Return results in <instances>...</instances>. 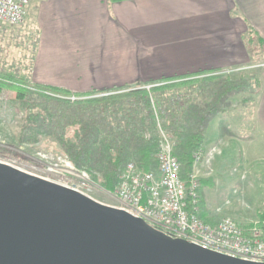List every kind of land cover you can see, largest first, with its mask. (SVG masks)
Wrapping results in <instances>:
<instances>
[{"label": "crops", "instance_id": "crops-1", "mask_svg": "<svg viewBox=\"0 0 264 264\" xmlns=\"http://www.w3.org/2000/svg\"><path fill=\"white\" fill-rule=\"evenodd\" d=\"M33 11L31 78L74 96L222 75L264 58V0H32L27 22ZM260 78L250 128L242 117L233 122L230 108L209 123L194 165L200 187L213 173H224L231 185L243 173H264V69ZM202 188L201 216L217 223L222 207H213Z\"/></svg>", "mask_w": 264, "mask_h": 264}, {"label": "trees", "instance_id": "trees-1", "mask_svg": "<svg viewBox=\"0 0 264 264\" xmlns=\"http://www.w3.org/2000/svg\"><path fill=\"white\" fill-rule=\"evenodd\" d=\"M36 47L37 36L34 51ZM261 87L255 73L233 78L211 74L93 90L72 100L71 91L34 82L29 74L0 73V94L4 88L14 90L13 103L24 113L20 142L53 138L78 169L110 191L130 162L144 171L156 170L160 125L176 139L174 154L188 183L211 120L227 112L235 95L243 94L244 104L255 102Z\"/></svg>", "mask_w": 264, "mask_h": 264}, {"label": "water", "instance_id": "water-1", "mask_svg": "<svg viewBox=\"0 0 264 264\" xmlns=\"http://www.w3.org/2000/svg\"><path fill=\"white\" fill-rule=\"evenodd\" d=\"M0 264H264L173 238L128 211L0 161Z\"/></svg>", "mask_w": 264, "mask_h": 264}, {"label": "built area", "instance_id": "built-area-1", "mask_svg": "<svg viewBox=\"0 0 264 264\" xmlns=\"http://www.w3.org/2000/svg\"><path fill=\"white\" fill-rule=\"evenodd\" d=\"M32 0H0V23L12 26L24 23ZM152 85H148L150 88ZM72 100L77 96L72 95ZM176 139L160 125L157 171H144L130 162L113 191L105 189L86 170L78 169L67 154L55 163H46L54 179L46 178L77 190L91 198L100 191L116 198V207L142 218L151 227L173 237L185 239L205 249L253 262H264V218L243 227L231 216L217 223L202 219L200 179L193 172L187 183L181 164L174 154ZM196 162L202 158L196 153ZM47 169H46V168Z\"/></svg>", "mask_w": 264, "mask_h": 264}, {"label": "rangeland", "instance_id": "rangeland-1", "mask_svg": "<svg viewBox=\"0 0 264 264\" xmlns=\"http://www.w3.org/2000/svg\"><path fill=\"white\" fill-rule=\"evenodd\" d=\"M33 23L34 11L33 15L29 17V21L27 22L26 19L21 25L12 26L0 23L2 25L0 73L29 74L32 77L31 58L33 40L36 38ZM261 58H251L254 61L235 67L230 73L222 75L233 78L242 74L255 73L260 76L264 69V58ZM15 96L16 92L10 88H4L0 94V161L38 176L54 179L52 174L42 167L46 163L60 161L64 156V151L53 138L49 137H41L34 143L20 142L19 121L24 113L13 103ZM243 97H245L243 94L233 96V104L230 107L231 120L239 124L242 117L243 125L247 124L250 128L254 101L244 104ZM217 122L218 120H215L213 124ZM223 174L213 173L214 178L206 180L207 183L204 186L201 185V187L207 188L205 191L209 196V203L213 207L214 205L221 206L222 211L219 213H222V217L231 216L243 227H249L260 221L264 217V173H243V176L236 178L238 183H233V185L230 184L232 180ZM237 174L241 175L242 173ZM227 175L228 173H226ZM97 182L101 186L103 185L101 180ZM95 197L98 201L109 205L116 206L118 204V201L107 193L98 191Z\"/></svg>", "mask_w": 264, "mask_h": 264}]
</instances>
